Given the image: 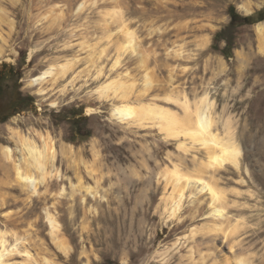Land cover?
<instances>
[{"label": "rangeland", "instance_id": "obj_1", "mask_svg": "<svg viewBox=\"0 0 264 264\" xmlns=\"http://www.w3.org/2000/svg\"><path fill=\"white\" fill-rule=\"evenodd\" d=\"M245 1L0 0V72L8 66L0 118L19 96L34 98L0 122L6 263L264 264V37L256 22L231 26L229 14L231 5L255 13L264 0L248 13ZM127 28L134 49L125 47ZM49 67L42 83L30 84ZM115 80L133 84L129 103L181 114L184 101L194 110L208 96L214 131L232 130L242 148L240 166L226 162L213 175L201 144L166 136L152 119L116 116L122 92H101ZM78 127L90 135L81 138ZM19 135L39 147L49 137L55 151L44 180L31 169L30 187L15 173V165L27 168ZM199 176L221 189L227 216L212 214Z\"/></svg>", "mask_w": 264, "mask_h": 264}, {"label": "bare ground", "instance_id": "obj_2", "mask_svg": "<svg viewBox=\"0 0 264 264\" xmlns=\"http://www.w3.org/2000/svg\"><path fill=\"white\" fill-rule=\"evenodd\" d=\"M261 1V0H260ZM260 1L253 2L251 0H246L243 4L240 5V9L248 13L252 10L253 4L260 5ZM256 29L259 37L262 39L264 37V20L256 23ZM127 34V44L126 48L134 49L136 48V43L134 40L136 38L135 32L133 30L126 29ZM125 42V43H126ZM261 49L264 51V46H261ZM69 63H65L60 66L62 72L67 70ZM52 67L46 69L42 75L32 78L30 84H40L43 81V78L51 73ZM146 74V73H145ZM152 83V78L149 73L145 75V87H149ZM133 84H128L126 82L115 80L109 84L101 87V92L105 95L108 94V91L114 88L115 92L121 91V96L124 98L123 103L118 105L115 108L116 116H119L122 119L132 118L139 120L141 123L146 119H152L157 122L160 126V129L163 130L167 135L166 136H180L183 135L185 140L188 139L193 145L199 143L207 149L208 160L204 162V166L212 169L213 175L215 172L220 169L226 162H230L237 166H240L242 161V148L235 137V133L227 129L224 135H220L218 132L214 131V118L212 115L211 107L212 102H210L209 97L205 96L201 103L196 107V109L191 110L187 100L182 103L184 108V114L178 113L171 108L159 105L158 103L152 101L148 103H141V105H133L129 103L125 98L128 97L130 88ZM43 89L40 87L39 92H42ZM19 142L22 146V151L24 154V160L26 165V170H22L20 166H14L17 179L22 182L26 187H30L32 184H35L36 176L31 171L32 168L37 170L40 179L44 180L48 174L47 166L51 160L54 159L55 151L53 148V143L51 139L45 138L43 140V146L39 147L33 140L29 137L19 135ZM182 146L186 148L185 142H182ZM9 151L8 148H6ZM9 154V152H8ZM177 175L178 172H177ZM179 177L176 179L175 190L179 188ZM188 181V180H187ZM195 182H200L202 184V189L206 188L209 190V196L211 202L213 203L212 214L216 217L227 216L226 208L219 205L218 202L222 200L223 194L221 189L214 184L213 181L205 180L203 177H196ZM179 188V191H181ZM179 202H175V207L172 210V214L175 213L176 209L179 206ZM52 223V233L55 238L57 246L67 252L69 246L66 240L59 235V225L51 214H49ZM4 253L0 252V264H9L6 263L3 259ZM236 264H245L244 259H239Z\"/></svg>", "mask_w": 264, "mask_h": 264}, {"label": "trees", "instance_id": "obj_3", "mask_svg": "<svg viewBox=\"0 0 264 264\" xmlns=\"http://www.w3.org/2000/svg\"><path fill=\"white\" fill-rule=\"evenodd\" d=\"M264 9H261L255 13H251L248 15H242L240 14L236 8L231 5L229 7V14H230V25L231 26H235L236 24H240V23H257L261 20H264ZM218 37V34L216 35ZM227 46H225L222 51L223 53L228 56V52L226 50ZM7 64L4 65V69L0 72V90H2L5 87V82L7 79H5V72L7 69ZM9 72L14 75L15 74V69L13 66H9ZM17 101L15 102V104L12 105V112L7 113L4 117L0 118V122H4L6 121L11 115H13L15 112H17V110L19 111L20 109H23V107L33 104L34 102V98L31 97V95H21L18 97V99H16ZM76 124V122H75ZM77 133L81 138H86L90 135V131H83L81 127H78L77 129Z\"/></svg>", "mask_w": 264, "mask_h": 264}, {"label": "water", "instance_id": "obj_4", "mask_svg": "<svg viewBox=\"0 0 264 264\" xmlns=\"http://www.w3.org/2000/svg\"><path fill=\"white\" fill-rule=\"evenodd\" d=\"M251 14V13H250ZM262 21V20H261Z\"/></svg>", "mask_w": 264, "mask_h": 264}]
</instances>
